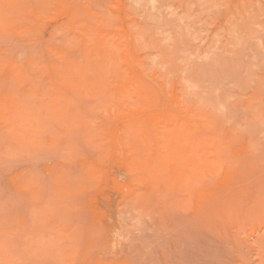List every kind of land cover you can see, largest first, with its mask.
<instances>
[{
    "label": "rangeland",
    "instance_id": "1",
    "mask_svg": "<svg viewBox=\"0 0 264 264\" xmlns=\"http://www.w3.org/2000/svg\"><path fill=\"white\" fill-rule=\"evenodd\" d=\"M0 264H264V0H0Z\"/></svg>",
    "mask_w": 264,
    "mask_h": 264
}]
</instances>
